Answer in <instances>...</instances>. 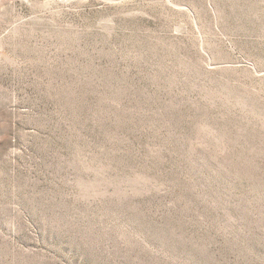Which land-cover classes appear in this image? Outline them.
Returning <instances> with one entry per match:
<instances>
[{"label":"rangeland","instance_id":"1","mask_svg":"<svg viewBox=\"0 0 264 264\" xmlns=\"http://www.w3.org/2000/svg\"><path fill=\"white\" fill-rule=\"evenodd\" d=\"M0 264H264V0H0Z\"/></svg>","mask_w":264,"mask_h":264}]
</instances>
